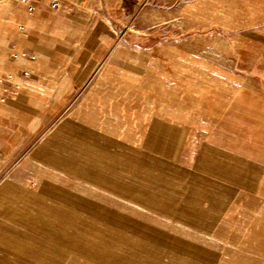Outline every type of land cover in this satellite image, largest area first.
Listing matches in <instances>:
<instances>
[{
    "label": "rangeland",
    "instance_id": "rangeland-1",
    "mask_svg": "<svg viewBox=\"0 0 264 264\" xmlns=\"http://www.w3.org/2000/svg\"><path fill=\"white\" fill-rule=\"evenodd\" d=\"M11 2L18 4L0 6ZM116 2V9L103 7L93 29L83 27V42L104 43L93 49L83 84L39 127L2 133L0 264L144 263V255L113 250L121 238L102 234L99 222L86 225L95 229L87 239L81 218L63 209L54 218L74 233L42 219L53 205V172L62 200L79 195L86 210L92 201L132 204L128 211L118 206L127 219L112 227L138 248L158 245L169 261L170 242L155 218L180 224L155 212L160 193L152 179L160 175L166 196L167 187L181 185L201 199L184 264H264V0ZM91 130L148 158V175L132 160V174L118 176L117 185L91 187L50 163L51 146L66 152V133L79 140Z\"/></svg>",
    "mask_w": 264,
    "mask_h": 264
},
{
    "label": "crops",
    "instance_id": "crops-1",
    "mask_svg": "<svg viewBox=\"0 0 264 264\" xmlns=\"http://www.w3.org/2000/svg\"><path fill=\"white\" fill-rule=\"evenodd\" d=\"M31 3L34 6L33 10H28L27 5L20 0L18 4L11 2L0 6V138L7 127L20 128L24 134L39 127L54 109L67 101L70 91H75L83 84L95 62L96 51L93 49L104 46L101 41L96 44L92 41L83 42L81 34L83 27L87 23L93 29L98 16L105 14V12L100 14L103 7L117 8L116 0H61L57 8L51 6V0H31ZM86 46L91 50H85ZM67 126L68 123L64 128ZM64 142L66 152L57 150L55 146L50 147L52 151L50 163L56 168L74 174L83 182V184L78 182L79 185L92 187V182L105 186L117 185L118 176L132 174L130 162L132 160L141 161L140 168L148 175L149 159L129 155L125 146L104 131L91 130L79 140L72 139L66 133ZM143 146L146 148L148 144ZM107 175L113 176V183L108 182ZM54 176L56 174L53 172L48 183L51 185L49 190L51 201L55 205L51 204V210L48 209L42 219L74 233L68 223L54 218L57 208L63 209L69 216L81 218L84 225L81 233L84 237L89 239L90 232L95 233L94 228L86 225L99 222L104 229L102 234H107L110 238L115 236L121 238L120 245L113 250L124 255L130 253L138 260L144 255L143 264L187 262L184 251L186 247L190 249L191 244L188 243L186 246L185 243L194 237L191 228L198 224L201 201L194 190L181 189V185L167 187L171 195L166 196V186L160 175H155L152 179L160 193L155 212L180 224L155 218L156 230L164 234L170 242L169 249L172 254L168 261L162 257L158 245L155 247L154 243L147 242L138 248L122 236L125 234L112 227L121 223L122 218H126L125 214L122 215L124 212L120 213L117 210L118 206L128 211L133 207L132 204L116 200H108L106 203L92 201V209L86 210L84 199L79 195L76 199H70L74 196L68 193L62 200L61 194L55 188L54 181H57L58 177L56 176L54 180ZM81 190L79 187L76 188L78 193L82 192ZM71 192H74L73 189ZM176 192H185L186 195L179 198L174 195ZM205 192L208 195L211 189H205ZM57 202L61 203L57 205ZM0 205L2 206V201ZM142 209L154 211L147 206ZM86 231H90L89 234ZM111 246L110 244L109 248Z\"/></svg>",
    "mask_w": 264,
    "mask_h": 264
},
{
    "label": "built area",
    "instance_id": "built-area-1",
    "mask_svg": "<svg viewBox=\"0 0 264 264\" xmlns=\"http://www.w3.org/2000/svg\"><path fill=\"white\" fill-rule=\"evenodd\" d=\"M22 3L27 5L28 10H33L34 6L31 3V0H20ZM61 0H51V6L52 7H59Z\"/></svg>",
    "mask_w": 264,
    "mask_h": 264
},
{
    "label": "bare ground",
    "instance_id": "bare-ground-1",
    "mask_svg": "<svg viewBox=\"0 0 264 264\" xmlns=\"http://www.w3.org/2000/svg\"><path fill=\"white\" fill-rule=\"evenodd\" d=\"M1 1V0H0Z\"/></svg>",
    "mask_w": 264,
    "mask_h": 264
}]
</instances>
